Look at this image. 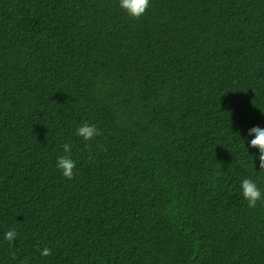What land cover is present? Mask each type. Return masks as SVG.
I'll list each match as a JSON object with an SVG mask.
<instances>
[{
    "label": "trees",
    "instance_id": "trees-1",
    "mask_svg": "<svg viewBox=\"0 0 264 264\" xmlns=\"http://www.w3.org/2000/svg\"><path fill=\"white\" fill-rule=\"evenodd\" d=\"M253 127L264 0H0V264H264Z\"/></svg>",
    "mask_w": 264,
    "mask_h": 264
},
{
    "label": "clouds",
    "instance_id": "clouds-1",
    "mask_svg": "<svg viewBox=\"0 0 264 264\" xmlns=\"http://www.w3.org/2000/svg\"><path fill=\"white\" fill-rule=\"evenodd\" d=\"M149 5L150 0H119V7L134 19H139L143 16L148 10ZM76 135L82 138L85 142H90L94 138L100 136L101 132L95 124L84 122L76 129ZM248 135L254 136V139H251L250 141V146L259 150L258 159L260 162V171L257 174L264 176V129L253 127L249 130ZM63 152L64 154L57 158L56 167L61 171L65 178L72 180L74 178L76 162L72 158L71 143L63 144ZM240 189L249 208L255 209L258 202L264 204V193H262L261 189L253 179L244 178L240 184ZM17 235L18 233L14 229H10L4 234V239L11 245L15 241ZM37 250L41 257L52 255V250L47 246L42 249L38 248Z\"/></svg>",
    "mask_w": 264,
    "mask_h": 264
}]
</instances>
